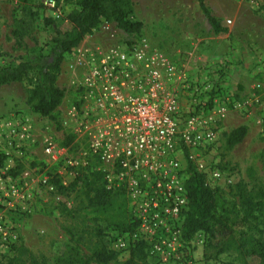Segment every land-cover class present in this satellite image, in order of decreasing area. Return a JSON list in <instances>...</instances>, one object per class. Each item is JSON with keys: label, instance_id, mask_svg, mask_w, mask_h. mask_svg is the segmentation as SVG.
Listing matches in <instances>:
<instances>
[{"label": "rangeland", "instance_id": "1", "mask_svg": "<svg viewBox=\"0 0 264 264\" xmlns=\"http://www.w3.org/2000/svg\"><path fill=\"white\" fill-rule=\"evenodd\" d=\"M0 0V66L14 65L29 54H45L50 48L51 24L49 18L61 30L69 28L68 14L77 8L76 0ZM132 19L139 21L136 33H125L112 22L100 21L60 63L55 84L64 89L60 104L52 117H41L28 110L25 98L28 81L23 79L0 86V115L12 109L28 110L32 117L33 136L36 143L25 160L16 162L15 171L24 166L35 167L50 174L61 165L60 160L47 168L42 164L41 141L50 139L57 147L68 146L70 132L66 111L75 103L77 92L70 84L79 63L77 47L115 44H130L144 41L149 47L161 51L171 61L182 66L185 72H196L207 65L212 73L219 62L223 64V75L232 81V97L240 107L231 108L214 122L218 132L213 155L222 171L232 183L242 181L255 191L264 185V0H203L211 15L217 17L225 31L212 33L195 0H130ZM56 15V16H55ZM107 25V28L104 25ZM189 34L186 38L182 34ZM81 42V43H80ZM209 72V74H211ZM230 73L229 75L227 74ZM208 74V75H209ZM223 76V79L224 77ZM235 77V78H234ZM209 79L213 77L209 76ZM242 124L246 133L240 142L230 149L223 145L224 133ZM43 168V169H42ZM68 183L70 180L65 178ZM52 189L36 182L28 184L29 197L13 209H6L4 221L11 227L15 238L0 247V259L10 255V245L21 243L33 255L41 256L46 264H56L64 258L67 246L79 255L89 257L96 244L99 230L108 241V247L116 238L112 222L118 215L128 217L127 199L118 193L111 199L105 211H91L85 204L80 185L60 191L50 179ZM58 183L62 186L59 180ZM227 187V186H226ZM221 196L223 207L236 205V198L229 192ZM237 215V216H236ZM240 213H232L231 225L234 235L243 232L246 238L264 241V196L257 216L245 224L238 220ZM220 227H218L219 229ZM222 229L216 239L223 236ZM181 246L168 258L167 264H239L236 251H222L214 256V250L206 246V236L195 232L189 239H181ZM115 257L108 264H119L127 256V249L114 250ZM155 263V258L148 255ZM249 264H257L255 257H248ZM91 264H94L91 262Z\"/></svg>", "mask_w": 264, "mask_h": 264}, {"label": "built area", "instance_id": "2", "mask_svg": "<svg viewBox=\"0 0 264 264\" xmlns=\"http://www.w3.org/2000/svg\"><path fill=\"white\" fill-rule=\"evenodd\" d=\"M47 6L54 2L47 0ZM77 54L79 67L70 79L77 98L66 111L69 144L57 147L48 138L40 144L44 166L60 160L54 172L34 166L15 171L36 143L31 113L12 109L0 115V247L15 238L5 210L22 205L33 178L50 190V179L65 185L66 177L90 167L103 172L106 189L123 193L134 224L111 249L142 242L156 264H167L182 242L185 166L202 173L210 187L232 183L208 153L218 137L215 120L240 103L224 86L222 61L214 73L207 65L185 72L144 41L78 46Z\"/></svg>", "mask_w": 264, "mask_h": 264}, {"label": "trees", "instance_id": "3", "mask_svg": "<svg viewBox=\"0 0 264 264\" xmlns=\"http://www.w3.org/2000/svg\"><path fill=\"white\" fill-rule=\"evenodd\" d=\"M77 8L68 14L70 26L66 30L59 29L52 20V34L49 38L50 48L45 54H29L14 65L0 66V86L23 79L28 81V95L25 104L28 110L41 117H52V112L60 104L64 89L55 84L59 66L65 54L69 53L79 41L89 34L100 21L112 22L114 26L125 33H136L140 28L139 21L132 19L130 0H76ZM198 9L212 33L225 31L217 17L211 15L203 0H195ZM264 13V6L262 8ZM264 128V121L262 122ZM246 133L244 125L239 124L224 133L223 145L230 149L241 141ZM263 170H264V153ZM216 167H222L216 161ZM184 188L187 197V208L182 215L180 227L181 238L189 239L195 232L201 231L206 236V246L214 250V256L222 251H236L240 257L239 264H249L248 257H255L257 264H264V241L258 238H246L243 232L234 235L231 225L232 213H240L238 220L249 223L257 216L264 196V185L255 191L247 188L242 181L226 185V192L236 198L235 208L221 204L224 187H210L205 183L204 175L195 171L190 163L184 168ZM264 177V176H263ZM52 182L60 191L72 189L80 185L83 190L85 204L91 211H105L111 204V199L119 189H106L103 172L86 167L79 171L67 185L62 186L54 177ZM123 194V193H122ZM237 216V215H236ZM116 235L130 231L134 224L130 217L118 215L112 222ZM222 229L223 236L216 239V234ZM97 241L89 257L79 255L76 250L67 246L64 258L57 259L56 264H108L116 252L108 247V241L98 230ZM10 255L0 259V264H46L41 256L33 255L21 243L10 245ZM119 264H154L149 258L145 243L136 242L127 247V256Z\"/></svg>", "mask_w": 264, "mask_h": 264}, {"label": "crops", "instance_id": "4", "mask_svg": "<svg viewBox=\"0 0 264 264\" xmlns=\"http://www.w3.org/2000/svg\"><path fill=\"white\" fill-rule=\"evenodd\" d=\"M245 3L248 4V6H250V7L252 6V2H251L250 0H247V2H245ZM182 35H184L186 38H188V37L190 36V35L187 34V33H186V34H182ZM80 43H81V42H80ZM227 74L229 75L230 73L227 72ZM234 78H235V77H234ZM224 79H225V81H224V86L227 87L228 90H231V88H233V85H232V83H231L232 81H231V80L229 81V80L227 79V76H225ZM1 86H2V85H1Z\"/></svg>", "mask_w": 264, "mask_h": 264}]
</instances>
